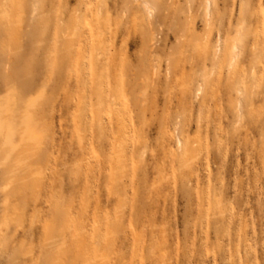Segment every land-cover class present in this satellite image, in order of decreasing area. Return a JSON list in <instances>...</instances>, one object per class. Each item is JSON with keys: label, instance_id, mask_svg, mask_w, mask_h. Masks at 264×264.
<instances>
[{"label": "rangeland", "instance_id": "rangeland-1", "mask_svg": "<svg viewBox=\"0 0 264 264\" xmlns=\"http://www.w3.org/2000/svg\"><path fill=\"white\" fill-rule=\"evenodd\" d=\"M0 264H264V0H0Z\"/></svg>", "mask_w": 264, "mask_h": 264}, {"label": "bare ground", "instance_id": "bare-ground-1", "mask_svg": "<svg viewBox=\"0 0 264 264\" xmlns=\"http://www.w3.org/2000/svg\"><path fill=\"white\" fill-rule=\"evenodd\" d=\"M145 8L148 9L149 7H147V6L145 5ZM207 13H208V12H206V14H207Z\"/></svg>", "mask_w": 264, "mask_h": 264}]
</instances>
